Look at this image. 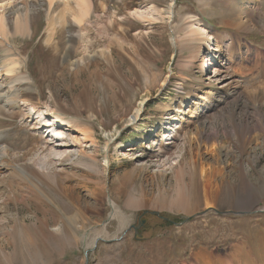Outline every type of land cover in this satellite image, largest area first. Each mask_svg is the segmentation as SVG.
I'll list each match as a JSON object with an SVG mask.
<instances>
[{"label": "rangeland", "instance_id": "obj_1", "mask_svg": "<svg viewBox=\"0 0 264 264\" xmlns=\"http://www.w3.org/2000/svg\"><path fill=\"white\" fill-rule=\"evenodd\" d=\"M93 2L86 33L74 20V0L67 12L64 0H14L0 9L9 41L25 58L18 73L35 81L17 82L19 102L0 107V146L10 152L8 162L0 160V264H264V0ZM145 6L160 13H131ZM25 14L29 32L16 34ZM189 16L222 47L209 69L201 68L205 44H197L194 62V48L176 45ZM6 54L0 46V87L11 95ZM224 65L227 73L215 76ZM26 102L41 107L39 125L55 124L41 131L45 140L77 151L54 172L63 173L66 190L51 188L54 179L44 180L43 168L24 156L36 143L25 144L36 128ZM79 124L95 128L99 147L83 140L87 156L105 154L107 135L115 140L109 165L98 156L100 176L87 181L93 160L77 155ZM215 144L218 169L227 172L215 175L208 206L200 170L215 164ZM14 171L43 188L38 207L28 203L25 185H16L21 202L9 199Z\"/></svg>", "mask_w": 264, "mask_h": 264}, {"label": "bare ground", "instance_id": "obj_2", "mask_svg": "<svg viewBox=\"0 0 264 264\" xmlns=\"http://www.w3.org/2000/svg\"><path fill=\"white\" fill-rule=\"evenodd\" d=\"M70 1H72V0H64L65 6H66L65 12H67V10L70 9ZM74 1L76 2V10H77V12L74 16V20L77 23V27H78L79 32L80 33H86L85 32V30H87L86 24L89 21V14H90L93 6H94V2H93V0H74ZM12 2H14V0H0V9H4L8 3H12ZM49 2L51 5H53L56 2V0H49ZM174 8H175V4L172 3L170 5V15L174 14ZM131 13H133L139 17H142V18H155V15L159 14L160 12L157 9H155L153 6H148V7L145 6V7H139V8L133 9V10H131ZM239 16H240V18H242L241 15H239ZM239 16H238V18H239ZM28 18H29L28 14L27 15L25 14L24 16H20L16 19V23H15V33L16 34L20 33V32L22 34H28V32H29V30H28L29 19ZM186 20L187 21H186L185 27H184V30H185L184 33L185 34L182 37L183 40L181 42V40L178 41L176 39V41H175L176 45L180 44V46L184 45V47H186L188 49L190 47L195 49L197 47L198 43L205 44L208 51H207V55L202 56V67L201 68L203 70L207 69V68L209 69V64L214 65L215 62H219V59H221L222 54H223L222 47L215 44L214 38L212 36L213 34L211 33L210 30H208L207 24L203 23L201 19L199 20L198 18H194L193 16L192 17L189 16ZM7 33H8V29H7V25H6V20L4 18V15H0V46L8 54V55L7 54L6 55L9 57V58H6L7 60H5L4 71L11 74L10 81H9V77H8V82H9V84H11L10 91L12 93L11 95L6 94L3 90H1L3 87L2 86L0 87V107H2V108L7 107L8 102H11V103H14V102L18 103L19 102L21 92L20 93L18 92L19 91L18 86L16 85L17 82L19 83L21 81L22 83H34L35 84L34 78L31 77V75L27 71L23 72V73L22 72L18 73V69L20 67V64L22 63V61H25V58L19 52L16 51L15 47L9 41V35H7ZM200 50H201V48H198L197 50L195 49L194 55L192 57L193 62L200 56ZM207 56H210L209 62L207 60ZM225 69H227V70H225ZM228 69H229V67L227 68V67H225V65L219 69H215V72H216L215 76L221 75V73L228 71ZM52 94H53V92H52ZM41 98L42 97L40 96V98H39L40 101H41ZM11 106H14V105L11 104ZM24 106L28 107L30 105L26 102L24 104ZM30 107H32V111H31V113H26V116H27V118L32 119V120L36 119V122H35L36 128L34 129L33 138L30 139V142L25 143V144H27V147H28L29 146L28 144H30V143L33 144L35 141H36V143L34 144V146L32 148H30L24 152V156L30 155L32 157L34 164L39 165V167L43 168V169L40 168V170L42 169L40 172L45 176L44 180L47 181L49 179H54L52 181H53V183L56 182L55 186H53V183H52V185H50V182L48 183L51 188L56 189L57 187H62V190H66L67 189L66 186H63V184H62V179L65 178L63 173H60V172L54 173V172H55L56 167H57V162L67 161L70 158L72 159V157L76 156L77 151L75 149H72L71 148L72 145H69L67 142V143H63L61 145L57 144L58 147H69L70 146L69 150L62 152L61 149L54 148L55 141L51 142L49 139L45 140V138L49 137V134L47 136H44L43 132H41V131L44 129V127H49L51 125L53 126L55 124L54 123L44 124V122H43V121H45V119H44L41 121V123H40L41 126H40L38 123L40 122L39 118L41 117L39 114V112H40L39 110L41 107L33 106V105H31ZM47 107H50V106H46V108ZM144 107L145 106H144V101H143L140 103L139 107L136 108V111L134 113L135 118L132 120L133 130H138V128H139L138 120H139L140 115L142 114V109ZM20 108H21V106L19 104L18 109H20ZM44 109H45V107H44ZM51 111H53V109H51ZM45 115L47 116V114H45ZM57 119H58V117H57ZM48 121L51 122V120H49V119H48ZM55 121H56V125H58L56 119H55ZM58 122H60V119H58ZM94 129L95 128L93 126L79 124L78 130L81 131L83 138L77 137L75 140L76 144H74V146H80L79 147L80 152L78 151L77 155H79V156L85 155L89 160H93L92 161L93 163H91L89 166H87L88 167V169H87L88 173H87V176L84 177L85 179L88 177L89 180H92V179H90L92 177L97 178L100 176L99 175V167H97V163H96V162H98V159H97L98 156L103 157V161L105 162V164H104L105 167H107L109 165V163L111 161L109 153L113 150L112 146H113V143H115L114 138H112L114 136L107 135V137H106L107 140L104 144L103 151H102L106 155L105 154L99 155L100 151H101L99 149V150H97L96 154H93L91 156H87L84 153L85 149L82 148L84 141L90 142L91 146H96V148L99 147V146H97L96 135H95ZM169 129H170V127H168V129H166V131H168ZM58 132L63 133V131H58ZM106 132H108V131H106ZM70 135L71 134H68V136H70ZM196 138H197V135H196ZM175 142L176 141L174 140V143ZM32 144L30 146H32ZM131 150L132 149H130L129 151H131ZM40 152H41V155H39ZM9 153H10L9 148L7 145L6 146L5 145L0 146V160L3 161V163L8 162L7 156H9ZM212 154L217 156V159L215 160V164H213V163L207 164L208 162L207 163L203 162V164L201 165L202 169L200 170L201 175H202L204 181L206 182L205 186H204V193H205V203L208 206L213 205L212 199H214V197H215V193H214L213 187H212V184H214L213 180L215 178V175L218 174L219 176L221 175L222 177H224L225 172H227V171L224 172L223 169H220V168L218 169L219 166H217V165H220L221 159L218 158L220 153L216 149V144L212 148ZM159 155L162 157V155H163L162 152ZM148 156H150V154H148ZM18 157L19 156L14 155V157L12 158V161H14V162L19 161L20 158H18ZM130 157H131L130 152L125 151L124 152V158L128 159ZM165 164H167V163H165ZM174 164H177L176 161ZM105 167H104V171L106 172ZM13 174H15V176L18 178L17 179L14 178L11 181L10 186H12L13 193L14 192L15 193L13 194V198H9V199L18 204L20 201L18 198V192H19L18 190L19 189H16V185H19V186L25 185L27 188H29L27 191L28 192V198H27L28 203L34 202L35 207H38L37 205H39V204H37V203L40 202L39 200H41V196L45 195L43 188L36 183H35V185H33V182H28L27 178L22 177V175H20V173H18L16 171H14ZM52 174H56L57 177L55 175L53 176ZM26 177H28V176H26ZM69 178H71V177L67 174V179H69ZM86 181H87V179H86ZM31 185H33V186H31ZM216 189H217V187H216ZM180 196H181V194H180ZM7 199L8 198H6V200ZM182 201L183 200H179L178 202H176V204L178 206H180V204L183 203ZM5 205H7V204L5 203ZM110 206L112 208L114 207L112 202H111ZM111 217H114V216H111ZM35 218L37 220L42 219V217L38 216V214L35 215ZM75 218L77 219L78 217L75 216ZM16 219H17V221H25L21 217H18ZM85 256L88 257V254L87 255L85 254Z\"/></svg>", "mask_w": 264, "mask_h": 264}, {"label": "crops", "instance_id": "obj_3", "mask_svg": "<svg viewBox=\"0 0 264 264\" xmlns=\"http://www.w3.org/2000/svg\"><path fill=\"white\" fill-rule=\"evenodd\" d=\"M130 201H128L127 203H129ZM129 205V204H128Z\"/></svg>", "mask_w": 264, "mask_h": 264}, {"label": "water", "instance_id": "obj_4", "mask_svg": "<svg viewBox=\"0 0 264 264\" xmlns=\"http://www.w3.org/2000/svg\"><path fill=\"white\" fill-rule=\"evenodd\" d=\"M85 254L87 255V252Z\"/></svg>", "mask_w": 264, "mask_h": 264}]
</instances>
